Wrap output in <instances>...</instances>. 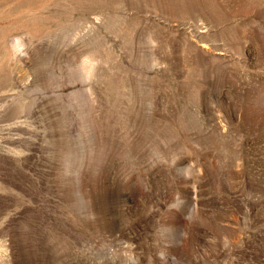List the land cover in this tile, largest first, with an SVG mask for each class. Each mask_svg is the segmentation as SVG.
<instances>
[{"label":"rangeland","instance_id":"374dc122","mask_svg":"<svg viewBox=\"0 0 264 264\" xmlns=\"http://www.w3.org/2000/svg\"><path fill=\"white\" fill-rule=\"evenodd\" d=\"M0 264H264V0H0Z\"/></svg>","mask_w":264,"mask_h":264},{"label":"clouds","instance_id":"9594fccd","mask_svg":"<svg viewBox=\"0 0 264 264\" xmlns=\"http://www.w3.org/2000/svg\"><path fill=\"white\" fill-rule=\"evenodd\" d=\"M10 48L14 55L23 54V44L21 38H16L14 42L10 45Z\"/></svg>","mask_w":264,"mask_h":264}]
</instances>
